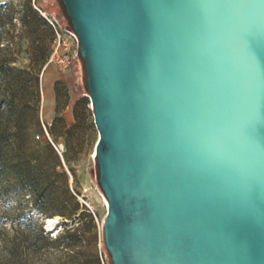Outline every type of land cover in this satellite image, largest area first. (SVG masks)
Returning <instances> with one entry per match:
<instances>
[{
	"label": "water",
	"instance_id": "water-1",
	"mask_svg": "<svg viewBox=\"0 0 264 264\" xmlns=\"http://www.w3.org/2000/svg\"><path fill=\"white\" fill-rule=\"evenodd\" d=\"M62 1L113 264H264V0Z\"/></svg>",
	"mask_w": 264,
	"mask_h": 264
},
{
	"label": "rangeland",
	"instance_id": "rangeland-1",
	"mask_svg": "<svg viewBox=\"0 0 264 264\" xmlns=\"http://www.w3.org/2000/svg\"><path fill=\"white\" fill-rule=\"evenodd\" d=\"M28 1L0 0V100L13 97L14 104L18 106L24 100H35L39 119L46 131V76L53 74L62 77L69 88L75 84L74 89L70 88L72 104L79 97H88L89 94L85 84V70L81 63H77L73 69H63L55 63L49 64L55 40L51 43V33L36 19H31V28L24 25L22 18L27 14ZM30 1L33 9L46 20V16L59 15L54 0ZM38 9L42 10V13ZM44 48H49V57L46 64L41 65L36 63V60ZM70 77L72 82L69 81ZM60 100L55 102L56 109L63 107L65 101L62 98ZM72 104L63 112L69 126L76 121ZM16 110H20V107H16ZM79 113L84 123V143L79 153L75 151L68 155L74 160L67 161L76 171L74 189L79 194L78 214L72 221L63 220L60 216L54 217L57 222L48 230L47 219L33 210L30 195L27 192H19L11 183L0 180V232H4L12 243L17 241L21 244V255L11 256L1 248L0 242V264H96L93 254H98L101 264H110L102 247L108 204L99 183L98 167L93 155L99 134L94 123L91 102L86 108H81ZM15 119L16 115L11 117V121ZM32 134H35L34 131ZM57 146L60 153L66 151L64 137L58 138ZM64 222L82 235V242L72 258L65 257V250L53 248L48 241L36 240L40 229H43L49 238H56L63 232ZM93 234L97 235V240L92 243L90 238Z\"/></svg>",
	"mask_w": 264,
	"mask_h": 264
},
{
	"label": "trees",
	"instance_id": "trees-1",
	"mask_svg": "<svg viewBox=\"0 0 264 264\" xmlns=\"http://www.w3.org/2000/svg\"><path fill=\"white\" fill-rule=\"evenodd\" d=\"M54 2L59 15L49 16L59 21L64 19L67 24L65 26L73 30L63 1L54 0ZM32 18L40 22L51 33L52 43L56 38L53 26L45 18L39 16L29 0L27 14L22 18L26 27H32ZM48 51L49 48H44L36 63L46 64L49 57ZM78 63L84 67L85 84L89 94L85 62L80 54ZM71 97V90L65 82L56 81L55 98L58 101L62 98L65 102L62 108L56 109V117L51 125L46 126V131L39 119L35 100H24L19 106L14 104L13 97L0 100V180L11 183L19 192H27L32 198L33 210L47 220L60 216L63 220L72 221L80 210L79 194L74 189L76 171L72 165L67 164V161L74 160L68 156L70 153L75 151L79 153L83 147L84 123L79 110L86 108L90 100L88 97H79L72 104ZM71 104L76 121L69 126L63 112L66 108L69 109ZM16 107H20V110L17 111ZM15 115L16 119L11 121V117ZM33 131L35 134H32ZM60 137L65 138L66 151L63 153H60L57 146V140ZM63 229V232L56 238H49L45 235V231L40 229L36 240L48 241L53 248L65 250L63 251L65 257L72 258L74 251L82 242V235H79L77 229L69 228L66 222L63 223ZM96 240L97 235L93 234L90 242L93 243ZM0 242L1 248L7 254L21 255V244L17 241L13 243L9 241L4 232H0ZM102 247L110 264H113L105 242L104 231ZM93 259L96 264H101L98 254H93Z\"/></svg>",
	"mask_w": 264,
	"mask_h": 264
},
{
	"label": "built area",
	"instance_id": "built-area-1",
	"mask_svg": "<svg viewBox=\"0 0 264 264\" xmlns=\"http://www.w3.org/2000/svg\"><path fill=\"white\" fill-rule=\"evenodd\" d=\"M41 13L42 10L38 9ZM45 15V13H44ZM55 30V44L49 64L55 63L63 69H73L79 59V40L76 33L53 17H47Z\"/></svg>",
	"mask_w": 264,
	"mask_h": 264
},
{
	"label": "crops",
	"instance_id": "crops-1",
	"mask_svg": "<svg viewBox=\"0 0 264 264\" xmlns=\"http://www.w3.org/2000/svg\"><path fill=\"white\" fill-rule=\"evenodd\" d=\"M49 14V13H48ZM61 23L66 24V21L64 19L60 20ZM61 80L64 81L62 79V77H56L52 74V76H46V81H45V92H46V96H47V106L46 109H44V119L46 124L49 126L53 123L55 117H56V107H55V102H56V98H55V83L56 81ZM69 81H73L71 79V77L69 78ZM72 89L75 88V84L71 85Z\"/></svg>",
	"mask_w": 264,
	"mask_h": 264
},
{
	"label": "bare ground",
	"instance_id": "bare-ground-1",
	"mask_svg": "<svg viewBox=\"0 0 264 264\" xmlns=\"http://www.w3.org/2000/svg\"><path fill=\"white\" fill-rule=\"evenodd\" d=\"M94 154H95V152H94ZM93 154V155H94ZM57 222V220L56 219H48L47 220V229L48 230H51L52 229V227L54 226V224Z\"/></svg>",
	"mask_w": 264,
	"mask_h": 264
}]
</instances>
